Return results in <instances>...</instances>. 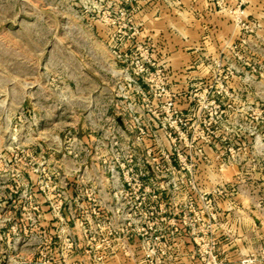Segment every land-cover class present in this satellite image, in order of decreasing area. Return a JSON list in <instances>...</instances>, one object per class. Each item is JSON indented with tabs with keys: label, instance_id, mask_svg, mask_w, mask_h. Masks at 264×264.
Here are the masks:
<instances>
[{
	"label": "rangeland",
	"instance_id": "obj_1",
	"mask_svg": "<svg viewBox=\"0 0 264 264\" xmlns=\"http://www.w3.org/2000/svg\"><path fill=\"white\" fill-rule=\"evenodd\" d=\"M0 264H264V0H0Z\"/></svg>",
	"mask_w": 264,
	"mask_h": 264
},
{
	"label": "crops",
	"instance_id": "obj_2",
	"mask_svg": "<svg viewBox=\"0 0 264 264\" xmlns=\"http://www.w3.org/2000/svg\"><path fill=\"white\" fill-rule=\"evenodd\" d=\"M204 13L205 14L208 13L207 12V8L204 9ZM200 14L203 15V12H201ZM208 14H210V16H215L214 22L208 23V22H204V21L201 20L200 21V25H199L200 28H201V30L202 29H205V31H207V30H209V27H211L217 33L221 32V30H222V24L217 20V18H218V12L214 9V10H211V12L208 13ZM222 41H223V38L222 37L219 39V37L217 36L216 39H211L209 37L203 36V37H200L199 44H200V46H205V47L211 46L212 44H214L215 46H221L222 45ZM189 58L191 59V63H192L193 60L196 63H198V61L195 60V59H197L196 57L189 56ZM204 58L205 59H203V57L198 58V60L201 61V63H202L201 66L204 65V62H207V60L209 59V56L205 55ZM211 59H214V57H211ZM191 75L193 76V74H191ZM185 249L186 248H183V251H186Z\"/></svg>",
	"mask_w": 264,
	"mask_h": 264
},
{
	"label": "built area",
	"instance_id": "obj_3",
	"mask_svg": "<svg viewBox=\"0 0 264 264\" xmlns=\"http://www.w3.org/2000/svg\"><path fill=\"white\" fill-rule=\"evenodd\" d=\"M146 72H147L146 70H141L140 72H133L132 74H128L125 77V84L127 85V87H131V86L136 87L138 89L137 91L140 94H143V91L141 87L139 86V81L143 80L144 74ZM162 90H164V88Z\"/></svg>",
	"mask_w": 264,
	"mask_h": 264
}]
</instances>
